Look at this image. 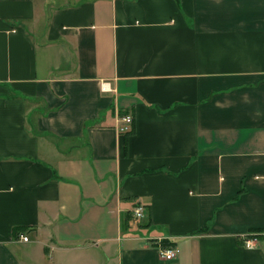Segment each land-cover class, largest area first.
<instances>
[{
  "label": "crops",
  "instance_id": "1",
  "mask_svg": "<svg viewBox=\"0 0 264 264\" xmlns=\"http://www.w3.org/2000/svg\"><path fill=\"white\" fill-rule=\"evenodd\" d=\"M254 230L264 0H0V264H264Z\"/></svg>",
  "mask_w": 264,
  "mask_h": 264
},
{
  "label": "built area",
  "instance_id": "2",
  "mask_svg": "<svg viewBox=\"0 0 264 264\" xmlns=\"http://www.w3.org/2000/svg\"><path fill=\"white\" fill-rule=\"evenodd\" d=\"M107 89H108V84H104L103 90L106 91ZM122 120H123L124 126L121 127L120 131L122 133L130 132L133 126V120H134L133 117L129 115V116L124 117ZM134 216L136 218H142L144 216V208L143 207L136 208V210L134 211ZM20 238L24 242L29 241V239L23 234L20 235ZM242 241L246 248H254L256 243L259 241V236H257L255 233H250L244 236L242 238ZM178 254H179V249L176 247H163L162 245L160 248V256L166 261H172L176 259Z\"/></svg>",
  "mask_w": 264,
  "mask_h": 264
},
{
  "label": "trees",
  "instance_id": "3",
  "mask_svg": "<svg viewBox=\"0 0 264 264\" xmlns=\"http://www.w3.org/2000/svg\"><path fill=\"white\" fill-rule=\"evenodd\" d=\"M132 127H133V126H132ZM131 131H132V130H131ZM131 131H130V132H131ZM130 132H127V133H130ZM127 133H126V134H127ZM16 232H17V231H16ZM252 233H255L257 236L260 237V236H261V233H264V231H263V230H254V231H252ZM258 234H259V235H258Z\"/></svg>",
  "mask_w": 264,
  "mask_h": 264
},
{
  "label": "rangeland",
  "instance_id": "4",
  "mask_svg": "<svg viewBox=\"0 0 264 264\" xmlns=\"http://www.w3.org/2000/svg\"><path fill=\"white\" fill-rule=\"evenodd\" d=\"M24 235V234H23ZM259 235V234H258ZM24 236H26V235H24ZM27 237V236H26ZM28 238V237H27ZM21 239V238H20ZM22 240V239H21ZM23 241V240H22ZM24 242V241H23ZM29 242V241H28ZM25 243H27V242H25Z\"/></svg>",
  "mask_w": 264,
  "mask_h": 264
},
{
  "label": "bare ground",
  "instance_id": "5",
  "mask_svg": "<svg viewBox=\"0 0 264 264\" xmlns=\"http://www.w3.org/2000/svg\"><path fill=\"white\" fill-rule=\"evenodd\" d=\"M22 241V240H21Z\"/></svg>",
  "mask_w": 264,
  "mask_h": 264
}]
</instances>
